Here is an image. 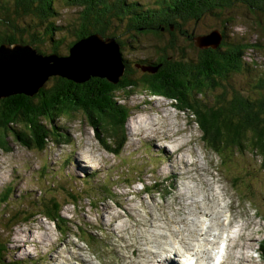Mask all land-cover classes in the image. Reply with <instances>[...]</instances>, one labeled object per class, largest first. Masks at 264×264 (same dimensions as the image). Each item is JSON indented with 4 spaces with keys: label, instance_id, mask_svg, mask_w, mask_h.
Wrapping results in <instances>:
<instances>
[{
    "label": "rangeland",
    "instance_id": "374dc122",
    "mask_svg": "<svg viewBox=\"0 0 264 264\" xmlns=\"http://www.w3.org/2000/svg\"><path fill=\"white\" fill-rule=\"evenodd\" d=\"M6 1L8 0H0V6ZM66 1L56 0L53 2L58 12L54 22L63 27L54 34L55 39L62 38L63 43L58 49L61 55L68 54L65 43L71 41L73 36L70 35V32L75 30L73 21L75 18L78 20V16H80L78 12L80 8L75 6L72 0ZM228 12L230 20L225 32L231 36L232 40L241 38L244 43L263 42L259 21L264 14L260 9L252 4L244 7L231 5ZM254 15L259 20L254 19ZM215 23H218V20L212 15H208L198 24L190 23L188 28H185L193 33H207L210 30L209 27ZM262 25L264 26V22ZM117 28L119 29V26ZM129 33L121 31L118 39L126 41L125 39L130 37ZM208 35L205 34V36ZM137 41L139 45L137 48L129 46L127 43L123 46L122 56L124 59H128L132 66L136 62L133 55L136 56L137 62L141 59L149 61L153 59V56L157 57V53L154 51L155 46L162 47L164 45L162 39L151 37L149 34H140V37L132 40L130 44L134 45ZM96 43L102 47L98 41ZM258 46L264 48V44ZM258 46L246 49L244 59L262 63L263 68H255L251 73L241 75L231 73L228 82L227 80L222 81L225 88L229 89V84L234 85V88L238 90L253 89L252 84L255 78L261 75L264 70V57ZM39 49L50 54L51 45L45 42ZM184 49L182 55L193 57V60L198 56L196 48L188 46ZM102 50L104 49L102 48ZM167 52L173 56L181 54L178 49L176 52ZM116 63L118 60L114 59L112 65ZM116 65L119 67V63ZM138 65L141 68V64ZM140 68H138L139 71L137 68H135V72L133 71L135 78H139L140 74L145 73ZM246 75H249L248 78L245 77ZM52 76L49 75L50 78ZM49 83L51 84L50 81ZM116 94L120 97L118 100L131 111L128 121L123 127V133L117 140L118 144L124 143L119 154L108 151L102 141L97 139L93 127L81 111L73 112L70 115L62 113L54 117L57 127L55 133L57 134L53 137L50 136L51 140L47 142L44 150L38 151L26 147L19 139L13 137L8 138L9 148L7 151L0 149V197H2L1 194L6 193L9 187L11 188L6 211L11 216L17 217L14 218L17 223L12 228L6 227L10 225L7 220L5 222L0 220V236L9 247V250L6 249L8 255L6 260L11 261V264H129L124 255L134 256L137 254V250L128 246L127 243L135 239V233L139 235L142 232L141 229H134L139 228L136 226L137 223L139 224V220L142 221L150 213L153 215L155 213L156 217L162 216L160 205H164L165 211L170 210L172 204L177 207L173 203L174 196L177 194L182 196L180 198V202H182V199L185 198L187 201L199 198L201 191H204L197 178L188 179L187 176H184L183 180L177 179L176 169L179 166L182 168L185 162L182 160L179 162L174 158L167 160L166 153L173 152L177 143H171L161 136H165V132L169 134L168 128L174 126L172 129L176 133L175 137L180 136V140L183 142H188L189 138L193 141V144H190L191 150L186 152L187 155L184 158L187 161H194L195 167L197 164L200 171L207 174L204 175L206 181L212 183V178H214L217 181L216 189L219 185L225 194L223 208L219 207L218 200L220 198L215 203L209 202V204L216 206L214 210L222 209L224 218L228 216L223 224L226 230L230 229L227 224L230 221L228 204L233 205L231 208L233 217L237 216L241 222H245L246 235L247 237L252 236L249 243L251 247L242 249L243 255L248 258L247 264H264L258 251L259 244L264 238V221L260 217L264 216V160L262 161L259 156L253 153L233 152L224 146L221 147V155L207 148L201 140L200 130L194 124L193 117L187 111H179L170 102V99L153 96L137 88L130 96L125 95L122 91H118ZM208 99L213 100V96L208 95ZM153 119L156 121H152ZM137 120L140 121L139 124H136ZM157 121L159 125L155 126L154 123ZM140 125H143L144 129L149 128L137 132L135 127ZM178 126L183 129L180 133H177ZM162 130L166 131L162 132ZM157 131H161V135L156 134ZM150 134L160 137L162 143L149 141ZM104 138L108 145L114 143V138ZM117 143L114 146H118ZM188 146L186 144V148ZM171 165H174L176 169L173 166L170 168ZM171 170L174 176L171 174ZM93 171H97L95 178ZM104 190L112 193L111 199L106 198L105 193L102 192ZM208 193L207 191L206 194ZM74 196L79 197V200L76 201ZM50 198H54L62 204L63 219L59 220L60 226L43 215L39 206H33L40 205V200ZM74 199L75 203L72 204ZM2 209L3 207L0 205V218H2ZM20 209L26 211V214H18ZM189 209H192L190 214L188 213ZM193 212L194 206L190 205L185 208L183 216L186 217L187 225L191 226L192 223L204 220V224L201 226L205 228L209 223L208 216L200 213L193 214ZM29 215L31 217L27 221H23ZM111 217L112 219H110ZM175 217L181 218L182 216ZM248 223L252 225L249 226ZM183 225L180 223L174 227L181 229L185 227ZM124 226L126 229H120ZM150 228L156 229L153 225ZM159 229L163 230L164 228L160 227ZM164 231L168 232V230ZM221 231L206 233L209 242H194L203 244L202 249L204 250H210L215 245L212 248L213 251L222 236L225 237L226 243L228 232ZM166 238L167 243L163 245L168 249L177 246L176 243H173L174 238L169 234H166ZM241 243L242 241L236 240L237 246L233 249L238 248L240 251L241 248L238 247V244L241 245ZM142 246L148 251L154 250L161 253V258L172 253L161 251L156 246L147 244H142ZM233 249L228 248L229 253L227 248L225 251L221 250V258L227 253L230 254L223 264H233L232 260H235L232 257ZM234 254H237V251H234ZM175 255L173 254L175 259L179 258ZM188 256L194 258L198 255L191 250ZM161 258L159 261L169 264L171 257L162 258V260ZM183 258L184 264L186 262L189 264L187 257ZM202 260L206 261L205 257H202ZM157 261L158 259H155L150 264H159Z\"/></svg>",
    "mask_w": 264,
    "mask_h": 264
},
{
    "label": "trees",
    "instance_id": "16d2710c",
    "mask_svg": "<svg viewBox=\"0 0 264 264\" xmlns=\"http://www.w3.org/2000/svg\"><path fill=\"white\" fill-rule=\"evenodd\" d=\"M55 1L4 2L0 6V45L29 44L38 53L47 55L39 49L47 42L51 45L50 54L66 56L58 52L63 43L62 38L54 37L55 32L63 28L54 22L58 14L53 5ZM72 3L80 8V16L73 21L75 30L70 32L73 36L71 41L65 43L66 53L78 41L91 35L114 38L124 66L123 73L116 83L100 76H91L80 82L53 75L33 94L18 92L0 97V149L7 151L8 138L13 137L26 147L44 150L51 140L50 136L57 134L54 117L81 111L93 127L97 139L102 141L108 151L119 154L124 143L118 144L117 140L123 133L131 111L118 100L120 97L116 92L122 91L130 96L137 88L153 96L169 98L179 111L189 112L207 148L220 154L224 146L233 152L253 153L264 160V70L255 78L252 90L244 92L229 84L230 88L227 89L222 84V81L228 82L231 73L241 75L251 73L255 68H263L262 63L245 60L244 52L264 44V16L259 21L262 43H244L241 38L232 40L225 30L230 20L229 6L252 4L264 14V0H72ZM208 15L215 17L218 23L209 27L207 33L218 30L221 33L220 42L215 46H198L195 38L207 33L189 32L185 27L188 28L190 23L198 24ZM253 18L258 19L256 16ZM121 31L130 32L126 41L118 39ZM140 34L162 39L164 45L155 46L157 57L153 56L152 60L147 58L149 61L141 59L137 62L133 55L136 62L132 66L122 56L123 46L127 43L137 48L138 41L134 45L130 43L138 39ZM188 46L196 48V59L182 55ZM258 47L264 57V48ZM177 49L181 51L180 56L167 52H176ZM138 64H141V68ZM146 66L152 70H144L145 73L140 74L139 78L133 76L135 68L139 71L138 68L142 70ZM208 95L213 96V100L210 101ZM42 121L47 124L44 125ZM104 137L114 138V143L108 145ZM116 143L118 146H114ZM96 175L97 171H93L94 178ZM10 191L9 187L0 197L3 207L0 220L10 223L7 228L17 223V217L6 211ZM102 192L111 199L110 191ZM73 198L79 200L77 196ZM39 203L33 206H39L43 215L60 226L59 220L63 219L62 204L54 198L40 200ZM18 214H26V211L20 209ZM30 217H25L23 221ZM6 243L0 236V264L12 263L6 260V249L9 250ZM258 251L264 260V240L259 244Z\"/></svg>",
    "mask_w": 264,
    "mask_h": 264
},
{
    "label": "bare ground",
    "instance_id": "6f19581e",
    "mask_svg": "<svg viewBox=\"0 0 264 264\" xmlns=\"http://www.w3.org/2000/svg\"><path fill=\"white\" fill-rule=\"evenodd\" d=\"M116 58L117 57L115 55V60H117ZM86 64H87V62L85 60H83V65H86ZM74 65H77V64H74ZM78 65H79V63H78ZM144 121H146V120H144ZM152 121H156V120L153 119ZM139 123H140V121L137 120L136 124H139ZM154 125L155 126L159 125V122L158 121L155 122ZM172 127H174V126H172ZM172 127L168 128V130H170L169 134L165 132L166 130H162V132H165V136H161V138H164L171 143H173V142L177 143V144H175L176 148L174 149L173 152L166 153L168 156L167 160H170L171 158L177 159L179 162H180V160H182L183 162H185V165L182 168H181V166H179L178 169H176L174 165H171L170 168H172V166H173L176 169L177 179L183 180L182 178L184 176L185 177L187 176L188 179L197 178V181L199 179V181L201 182L200 185L202 186V189H204V191L203 190L201 191V195L199 196V198H192V200L190 199V201H187V199L184 197L186 200L182 199V202H180V198L182 196L177 194L174 196V199H173V203H175V205L177 207H175L174 204H172V205L168 204L169 206L171 205V208H170V210L165 211L164 207H163L164 205L163 206L160 205V207L162 209V216L158 215L160 217H156L157 215L155 216V213H154V215L152 213H150L149 215H147V217L145 219L143 218L142 221L139 220V224L137 223V225H136L139 228H134V229H141L142 232H140L139 235L137 234L138 236L134 232L135 233L134 234L135 239L132 240V242L127 243L128 246L133 247L137 250V254L134 256L124 255L125 258L127 259L126 262L129 264H150V262H153L155 259H158L157 263H160L161 261H159V259L161 258V253H158L157 251H154V250H151V251L146 250L142 246V244H144V245L147 244L148 246H156V247L160 248L161 251H164V252H166V251L172 252L171 254L168 253L167 255L162 256V258H166V259L171 257L169 259L170 260L169 264H173V262H174V264H176V263L177 264H184L185 261H184L183 257H187L189 264H210L212 248H214L215 245H213V247L210 250H204V249H202L204 247V245L201 243L209 242V238H207L206 233L225 230L228 232V235L226 238V243H225V246L227 248V252H228V248L229 249L236 248V246H237V244H235L236 240L242 241L241 245L238 244V247L241 248L240 251L238 248H237L238 250L233 249V252H232L233 256L232 257L235 260H232V263L233 264H247L248 258L245 255H243L242 249L243 248L249 249L251 247L249 243H250V240H252V236L247 237V235H246L247 227H245V222H241V220L237 216L233 217V213L231 211V208H233V205L228 204L227 209L230 213V217H229L230 221L227 224L229 225L230 229L226 230V228L223 224L228 219V216L226 215L227 217L224 218L223 217L224 214L222 213L223 212L222 209L218 210L216 208L217 210H214V208L216 206L215 205L211 206L209 204V202L215 203L220 198V200H218V203L220 205L219 207L223 208V198H225V194L220 189L219 185L217 187L218 189H216L215 184L217 183V181L214 178H212V183H209L208 181H206L204 179V175H207V174L200 171V167L197 164L195 167L194 161H187L184 158V156L187 155L186 152L188 150H191L190 144L192 145L193 141H191L190 138L188 139V142L181 141L180 136L179 137L174 136L176 133L172 129ZM180 127L177 129V133H180V131H183V129ZM135 128L138 132V131H145L149 127H146L144 129L143 125H140L139 127H135ZM171 131H173V132H171ZM162 132L157 131L156 134L161 135L160 133H162ZM150 136H151V138H148L149 141H151L153 143H154V141H157V142L160 141L162 143L161 138L158 137L157 135L155 136L154 134L153 135L150 134ZM186 144L189 145L188 148H186ZM165 151H166V148H165ZM171 174L173 175L172 170H171ZM207 191L209 192L208 194H206ZM190 205L194 206L193 214L194 213H200L201 215H207L208 216L209 223L205 228H203L201 226L204 224V220H199V223L198 222L192 223L191 226L187 225L186 217L183 216V213L185 212V208L187 206H190ZM196 209H198V210H196ZM190 211H192V209L188 210L189 214L191 213ZM175 216H182V217L176 218ZM183 217H185V220H183ZM110 219H112V217ZM180 223L184 224L185 227H182L181 229L180 228L176 229L174 226H176V224H180ZM248 224H249V226L252 225L251 223H248ZM152 225L156 227L155 230H152L150 228V226H152ZM160 227H163L164 229L161 230V229H159ZM120 229H126V226H124L123 228H120ZM164 230H168L169 233L165 232ZM166 234H169L171 237L174 238L173 243H176L177 246H173L172 249H168L166 246L163 245V244L167 243ZM194 241H200L201 243H195ZM244 241H247V242H244ZM170 245L172 246V243H170ZM191 250H193L198 256L194 257V258H192V257L190 258L188 256V254ZM152 251H153V253H152ZM234 251H237V254H234ZM228 253L226 256H223L222 264L226 261V259L229 258L230 254L228 255ZM173 254H176L175 256H179V257L183 256L182 261L177 262V260L173 256ZM199 254H200V256H199ZM202 257H205L206 261H203ZM162 258H161V260H162ZM165 263L168 264V262H165ZM185 264H188V262H186Z\"/></svg>",
    "mask_w": 264,
    "mask_h": 264
},
{
    "label": "water",
    "instance_id": "95a60500",
    "mask_svg": "<svg viewBox=\"0 0 264 264\" xmlns=\"http://www.w3.org/2000/svg\"><path fill=\"white\" fill-rule=\"evenodd\" d=\"M208 34H206L208 36H197L196 44L198 46H215L220 42L221 33L218 30ZM97 41L102 47L98 46ZM107 46L108 48H106ZM115 55L119 67L116 64L112 65ZM83 60L87 62L86 65H83ZM123 69L124 66L114 38H103L98 34L78 41L66 56H58L53 53L42 55L29 44H1L0 97L18 92L33 94L49 75L64 76L80 82L91 76H100L116 83L118 77L123 73ZM142 69L152 70L151 67H142Z\"/></svg>",
    "mask_w": 264,
    "mask_h": 264
}]
</instances>
